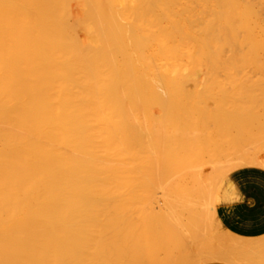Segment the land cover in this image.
Instances as JSON below:
<instances>
[{"label":"bare ground","instance_id":"6f19581e","mask_svg":"<svg viewBox=\"0 0 264 264\" xmlns=\"http://www.w3.org/2000/svg\"><path fill=\"white\" fill-rule=\"evenodd\" d=\"M258 101L264 0H0V264H143L139 184L207 178Z\"/></svg>","mask_w":264,"mask_h":264},{"label":"rangeland","instance_id":"374dc122","mask_svg":"<svg viewBox=\"0 0 264 264\" xmlns=\"http://www.w3.org/2000/svg\"><path fill=\"white\" fill-rule=\"evenodd\" d=\"M223 106L237 111L230 147L212 155L226 164L199 169L208 174L200 179L169 167L167 184L150 185L145 199L139 184L136 245L143 264H264V101ZM156 211L165 215L164 226L143 229L144 215Z\"/></svg>","mask_w":264,"mask_h":264}]
</instances>
